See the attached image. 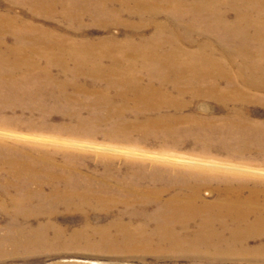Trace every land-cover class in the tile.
Wrapping results in <instances>:
<instances>
[{"label": "rangeland", "instance_id": "1", "mask_svg": "<svg viewBox=\"0 0 264 264\" xmlns=\"http://www.w3.org/2000/svg\"><path fill=\"white\" fill-rule=\"evenodd\" d=\"M22 1L0 0V15L17 18L22 27L33 25L63 37L67 47L88 41L92 45L86 53L104 43L118 62L127 52L138 55L135 72L142 83L152 72L142 65L154 62L155 55L172 52L171 46H165L172 28L182 34L180 49L185 52L202 51L198 45L211 42L205 53L213 63L206 65L225 71L230 81L222 80L220 90L232 96L194 93L199 87L176 94L164 86L158 105L141 104L131 94L122 99L115 92L97 102L87 94H70L56 105L58 95L68 94H16L7 84L2 88L0 81V264H264V251L257 250L264 244V229L250 239L244 257L225 254L219 259L207 253L156 251L155 222L150 219L160 204L175 196L181 200L193 191H200V202H216L219 190L226 188L231 191L225 195L227 202L264 199L251 194L264 191V90L244 85L256 77L239 78L247 75L248 67L256 69L264 63V46L248 47L263 62L250 64L235 52L241 45L236 26L243 20L248 26L249 17L263 20L264 1L173 0L191 14L179 20L171 7L165 8L169 13L158 19L165 26L162 29L147 14L117 17L125 13L115 12L123 11V5L107 4L103 21L97 16L96 0H50L53 5L65 2L68 17L58 10L52 15L34 13ZM240 7L251 11L237 19ZM82 15H87L82 25L73 23L72 16ZM203 16H211L210 21L216 17V22L209 27L195 20L204 21ZM187 24L197 25L194 33H186ZM6 27L1 39L13 46L18 39L11 23ZM188 39L193 44L186 43ZM220 39L235 45L223 46L226 41ZM78 59L92 61L90 56ZM102 64L110 61L104 59ZM202 64L197 67L203 69ZM155 65L163 64L157 60ZM54 73L61 80L71 79L59 70ZM175 73L167 64L153 75L160 80L188 75L180 69ZM86 76L81 81L89 86L93 78ZM240 89L246 97L239 96ZM164 116L173 117L172 129L154 123ZM126 124H130L127 129ZM157 188L167 191L159 200L151 195ZM128 232L134 242L128 243Z\"/></svg>", "mask_w": 264, "mask_h": 264}, {"label": "bare ground", "instance_id": "2", "mask_svg": "<svg viewBox=\"0 0 264 264\" xmlns=\"http://www.w3.org/2000/svg\"><path fill=\"white\" fill-rule=\"evenodd\" d=\"M46 1L35 0L31 3V0H25L22 2L34 13L44 12L52 15L51 13L53 11L58 10V14L68 17L70 13L68 11L70 9L65 2L59 1L58 5H53L51 1L49 3H46ZM71 1L75 2L76 0ZM96 1L97 16L99 15V19L105 16L104 10L107 9V4L123 5L125 7L123 11L115 10V12L125 13L117 15V17H143V15L147 14L146 17L149 18V21L156 22L155 24L158 29L165 27L158 19L161 14L169 13V11L165 9L167 7L172 8L174 17L179 20L189 17V14H191L181 8V3H173V0ZM222 5H225V3H222ZM239 10L242 12L236 11L237 19H241L251 11V9L246 7H240ZM85 16L82 15L76 18L72 16L71 18L73 23L78 22V24L82 25ZM203 18L204 21L199 17L195 20L205 22L209 27L216 22V17L211 21V16H203ZM225 18L227 19L226 16ZM104 19L105 18H103V21ZM262 19L263 20L255 21L249 17L248 26L245 24V20H243L242 23H238L236 26L237 37L240 38L237 43L241 45H236L235 52L237 51V53L240 54L239 56H243L245 61H250V64L251 61L263 62L264 59L263 57L262 60H258V55L249 51L248 48L251 46L255 47L256 44L258 45L257 47L264 46V16ZM230 22L231 21L227 19V24ZM10 23L12 26L11 29L18 39L17 43L13 46H8L4 39H1L3 36L5 37L6 32H8L6 26L10 25ZM20 27L22 26L19 25V20L17 18L13 17L9 19L6 15H0V39L2 40H0V81H3L2 88L3 84H7L16 94H68L67 96L58 95L56 105L65 102L66 97H72L70 94H87L93 97L97 102L98 100H106L110 92H115L116 96L122 99H128V97H130L128 95L131 94L134 100L137 102L139 101L141 104L145 102L150 105H158L160 99H163L162 97L165 95L164 86H170L171 93L175 92L176 94H186L199 87L194 93L203 94V96L213 95L217 98L232 96L220 90L222 80L230 81V78L225 76V71L223 72V70L219 68L216 69L213 65L210 68L207 66L213 63L210 55L205 53V50L211 47V42L208 43L205 41V43L198 45L199 49L202 48V51L185 52L180 49V45L184 40L182 34L173 28L171 29V34L168 36L170 41H166L165 44V46H171L172 52H168L164 55H155L154 62L144 63L142 65L144 69L147 68L152 71L149 74L148 82L142 83L137 81L140 80V74H138V71L135 72L137 70L135 64L138 55L130 56L127 52L125 57L128 59L122 58L127 61V63L124 64L123 61H121L122 59L118 62L110 52L105 50L104 43L101 44V47L94 45L91 48L92 53H86L90 51L89 45H92L88 44V41L85 43L73 42V45H75L74 47H67L63 45V37L58 39L52 36V34L43 33L41 29L34 28L33 25L29 27L23 26L22 30ZM184 28L187 30L186 33L190 31L194 33L197 25L187 24ZM25 30H27L26 32L28 33H26ZM34 32H37V34ZM47 40L50 41V43H48ZM190 41L191 40L188 39L186 43L193 44V42ZM220 41H226L223 46L234 43L232 40L220 39ZM195 44L194 42V45ZM225 52L227 57L230 56V58L234 60V56L227 51ZM80 56H90L92 57V61L86 62V60H79L78 57ZM93 56L99 58V61L101 60L100 63L99 61H95ZM184 57L186 60L181 59ZM104 59H108L110 64L104 66L102 64ZM157 60H160L163 65H155ZM70 62L74 63L73 68H71ZM201 63L207 64V67L203 64V69L197 67L200 66ZM167 64L172 67L174 75L176 74V70L180 69L184 73L188 72L187 77L175 76L174 78H166L163 80H160V78L156 79L153 72H160L164 65ZM179 65H181V68H178ZM55 70H59L64 77H71V79L61 80L59 76L54 73ZM247 70V75L244 77L241 75L239 77L240 79L246 80L248 77H256L258 80L251 82L244 81L246 88L253 90L260 88L264 90V63L260 65L259 68L252 69L248 67ZM86 75L93 78L89 86L81 81V76ZM70 88L73 90L72 92L69 91ZM168 91L169 90H167L166 93L171 94L170 91ZM240 92L243 93L239 94V96L246 97V95H243L245 92L244 90L240 89ZM258 103H261V101L258 100ZM104 107L106 106L104 105ZM124 113V111H121L119 116L123 117ZM172 118L164 116L156 122L154 120V123L158 127H162L159 126L161 123L162 125L165 124V129L170 130L174 127ZM151 119L153 120V118ZM138 121L139 119H135L134 122ZM130 124H126L124 127L127 129ZM217 188L223 189L220 187ZM152 191L149 192H152L153 194L151 195L157 200L167 192L158 188ZM193 192L191 196L181 198V200L176 196L171 197L168 202L160 204L159 211L155 216H150V219L153 218L152 221L155 222L153 235L157 238L154 249L160 252L167 251L172 253L182 250L198 254L207 253L219 259L223 256L226 257L225 254H228V256L232 258L241 255L244 257L248 252V249L246 250V245L249 243L250 239L254 236L261 235L260 230L264 229V199L258 198L256 201H253L251 198H248L239 203L227 202L225 195L231 193V191L226 188L225 191L219 190L221 195L216 202H200V191ZM251 194L260 197L262 195L264 196V191L252 190ZM143 234L145 233L143 232ZM132 235V233H129L128 240L130 242L128 243L134 242L130 237ZM145 238L150 239V236L146 234ZM262 239H260V242H262ZM151 246L152 245H142L145 249H150ZM257 250L259 252L264 251V244L259 246Z\"/></svg>", "mask_w": 264, "mask_h": 264}]
</instances>
